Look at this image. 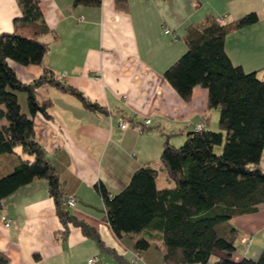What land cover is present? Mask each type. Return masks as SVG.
Wrapping results in <instances>:
<instances>
[{"label": "crops", "instance_id": "obj_1", "mask_svg": "<svg viewBox=\"0 0 264 264\" xmlns=\"http://www.w3.org/2000/svg\"><path fill=\"white\" fill-rule=\"evenodd\" d=\"M127 4L122 10L115 0H101L99 5L39 0L50 27L41 36L48 43L42 61L21 64L8 59L24 82L45 70L64 72L61 81L106 110H93L52 84L37 87L38 97H49L51 105L49 117L34 114L35 136L57 169L65 196L75 197L70 212L93 226L101 242L72 223L65 231L47 180L35 177L0 203V251L8 256V264H92L90 257L123 264L119 257L135 256L133 241L140 234L118 236L113 231L95 184L101 182L115 193L136 168L151 164L157 170V185H171L159 161V131L187 134L198 123L218 128L219 109L208 107L206 87L195 85L190 99L184 100L163 75L186 49L188 28L211 17L229 23L256 11L257 21L226 34L225 50L234 64L264 76V0H127ZM19 14L17 0H0V32L13 30ZM17 96L29 114L26 93L17 91ZM120 120L126 121L124 128ZM26 156L20 146L0 154V176ZM3 215L11 220L9 226ZM230 225L237 230L232 258H257L264 247V202L253 212L232 216L226 230ZM163 246L160 239L152 241L138 253L136 264H171L162 258Z\"/></svg>", "mask_w": 264, "mask_h": 264}, {"label": "trees", "instance_id": "obj_2", "mask_svg": "<svg viewBox=\"0 0 264 264\" xmlns=\"http://www.w3.org/2000/svg\"><path fill=\"white\" fill-rule=\"evenodd\" d=\"M17 2L20 14L14 18V29L0 32V154L15 152L20 146L27 156L0 176V203L21 185L43 177L65 231L72 223L101 242L95 228L63 204L66 196L57 169L35 136L34 114L49 117L51 105L49 97H38L37 87L49 83L74 94L93 110H106L53 72L45 70L30 81L19 80L8 59L21 64L41 62L48 48L41 36L50 27L39 0ZM73 3L99 5L101 0ZM115 5L122 10L128 6L127 0H115ZM257 19V12L249 11L229 23L211 17L188 28L186 49L164 70V77L184 100L200 84L207 88L208 107L219 109L217 129L192 130L180 145L170 141L173 134L159 131V161L172 184L159 187L157 170L151 164L136 168L115 193L101 182L95 184L113 231L118 236L140 234L133 241L136 257L160 239L162 258L171 264H264V247L257 258L233 259L237 230L233 225L225 228L232 216L253 212L264 202V76L234 64L225 50L231 29ZM17 91L26 93L29 114L21 109ZM215 145L221 147L220 153L214 151ZM133 258L119 257L123 264H136ZM8 263V256L0 251V264Z\"/></svg>", "mask_w": 264, "mask_h": 264}, {"label": "built area", "instance_id": "obj_3", "mask_svg": "<svg viewBox=\"0 0 264 264\" xmlns=\"http://www.w3.org/2000/svg\"><path fill=\"white\" fill-rule=\"evenodd\" d=\"M222 18H220L221 20ZM165 32L166 33H170L172 35V38L176 39V34L174 32H172L169 28H165ZM54 76L56 78H63L65 77V73L64 72H58V73H54ZM149 122V118H147L145 120V123H148ZM119 126L124 128L126 126V121L125 120H120L119 121ZM203 128V124L202 123H198L195 125V129H201ZM63 204L66 205L68 208L73 206L75 204V197L73 195H69L67 197H65L64 201H63ZM3 219H4V225L5 226H9L10 225V222L11 220L9 218H7L5 215H3ZM138 257V256H137ZM137 257L135 256L132 260L136 261L137 260ZM88 261L92 264H109L107 262H102V261H99L95 258H92L90 257L88 259Z\"/></svg>", "mask_w": 264, "mask_h": 264}, {"label": "rangeland", "instance_id": "obj_4", "mask_svg": "<svg viewBox=\"0 0 264 264\" xmlns=\"http://www.w3.org/2000/svg\"><path fill=\"white\" fill-rule=\"evenodd\" d=\"M189 129H191V128H189ZM215 129H216V127H215ZM176 132H180L181 133V135L179 134V133H176V134H174V135H172V143H174L175 145H180L183 141H184V139H185V137H186V133H185V131H183V132H181V131H176ZM178 138H180V139H178ZM214 151L216 152V153H220V151H221V147L220 146H218V145H215L214 146ZM159 180H160V177H159Z\"/></svg>", "mask_w": 264, "mask_h": 264}, {"label": "water", "instance_id": "obj_5", "mask_svg": "<svg viewBox=\"0 0 264 264\" xmlns=\"http://www.w3.org/2000/svg\"><path fill=\"white\" fill-rule=\"evenodd\" d=\"M192 131V130H191Z\"/></svg>", "mask_w": 264, "mask_h": 264}]
</instances>
